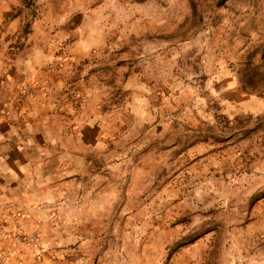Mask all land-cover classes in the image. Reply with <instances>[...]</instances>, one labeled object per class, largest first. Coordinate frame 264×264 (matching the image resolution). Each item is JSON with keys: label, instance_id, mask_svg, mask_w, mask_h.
Instances as JSON below:
<instances>
[{"label": "rangeland", "instance_id": "rangeland-1", "mask_svg": "<svg viewBox=\"0 0 264 264\" xmlns=\"http://www.w3.org/2000/svg\"><path fill=\"white\" fill-rule=\"evenodd\" d=\"M8 1L23 31L43 6ZM64 17L83 33L69 44L92 42L62 73L102 145L69 151L77 178L50 215L64 231L15 232L1 264L77 243L84 264H264V0H68ZM93 201L106 214L81 212Z\"/></svg>", "mask_w": 264, "mask_h": 264}, {"label": "crops", "instance_id": "crops-1", "mask_svg": "<svg viewBox=\"0 0 264 264\" xmlns=\"http://www.w3.org/2000/svg\"><path fill=\"white\" fill-rule=\"evenodd\" d=\"M39 2L41 12L30 19L24 31L29 19L22 11L11 14L19 3L0 2V231L12 235L8 240L0 236V243L8 249L16 246L15 232L39 229L43 236L57 237V232L64 231L62 220L56 222L50 215L56 207L53 202L62 200L68 185L77 178L68 173L73 166L69 151L100 147L101 143L85 142L84 135L91 132L98 140L104 133L95 108L84 103L78 106L80 83H68L62 73L83 58L92 42L69 44V39L83 33L67 25L64 16L68 0ZM89 38L94 40L96 35ZM244 95L237 88L233 97ZM69 133L77 141L67 143ZM100 205V201H93L82 206L81 212L94 216L105 209L106 214V205ZM65 235L59 236L60 243L68 247ZM83 246L75 245V255L68 256L62 249L60 255L49 252L41 259L21 246L20 255L10 253L4 264H84V259L92 256L84 254Z\"/></svg>", "mask_w": 264, "mask_h": 264}]
</instances>
